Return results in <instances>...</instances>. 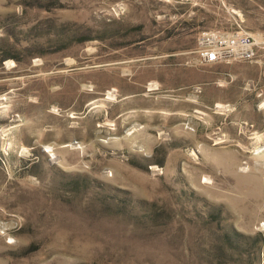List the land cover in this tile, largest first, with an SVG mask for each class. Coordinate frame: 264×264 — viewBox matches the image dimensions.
Here are the masks:
<instances>
[{
  "label": "rangeland",
  "instance_id": "obj_1",
  "mask_svg": "<svg viewBox=\"0 0 264 264\" xmlns=\"http://www.w3.org/2000/svg\"><path fill=\"white\" fill-rule=\"evenodd\" d=\"M0 264H264V0H0Z\"/></svg>",
  "mask_w": 264,
  "mask_h": 264
},
{
  "label": "built area",
  "instance_id": "obj_2",
  "mask_svg": "<svg viewBox=\"0 0 264 264\" xmlns=\"http://www.w3.org/2000/svg\"><path fill=\"white\" fill-rule=\"evenodd\" d=\"M234 41L230 40L229 43L227 44H233ZM241 44L244 49L247 51L246 54L242 52L243 55L250 56L251 55V49H250V44L248 41H243ZM237 45V44H236ZM226 46V45H225ZM224 53L226 55L229 54V51L225 49L224 47H221L219 45H213L211 47H205L203 51L199 54L200 58L202 59L203 62L205 63H212L218 61L220 58H223Z\"/></svg>",
  "mask_w": 264,
  "mask_h": 264
},
{
  "label": "trees",
  "instance_id": "obj_3",
  "mask_svg": "<svg viewBox=\"0 0 264 264\" xmlns=\"http://www.w3.org/2000/svg\"><path fill=\"white\" fill-rule=\"evenodd\" d=\"M228 239L226 238V241H227Z\"/></svg>",
  "mask_w": 264,
  "mask_h": 264
}]
</instances>
